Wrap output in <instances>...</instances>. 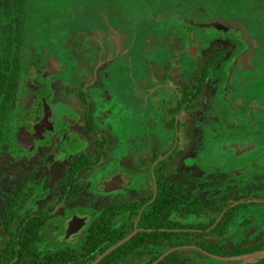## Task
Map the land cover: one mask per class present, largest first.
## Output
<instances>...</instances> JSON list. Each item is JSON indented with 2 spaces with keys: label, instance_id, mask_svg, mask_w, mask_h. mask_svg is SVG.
Segmentation results:
<instances>
[{
  "label": "flooded vegetation",
  "instance_id": "1",
  "mask_svg": "<svg viewBox=\"0 0 264 264\" xmlns=\"http://www.w3.org/2000/svg\"><path fill=\"white\" fill-rule=\"evenodd\" d=\"M183 2L193 3L195 10L210 4L217 7L208 1L177 0L158 6L154 13L148 14L152 16L147 20L136 14L137 19L127 17L129 22L122 24L126 19L120 22L117 16L99 4L94 3L97 9L93 3L90 5L91 20L86 19L89 21L86 31L90 32L93 43L104 38L110 44L111 41L117 43L112 49L117 54L127 52V60H136L138 69L144 63L138 39H143L142 44L148 42L151 49L159 47L161 52L171 53L167 63L162 62L159 66L153 63L150 68H144V73L149 75L154 69L156 77L162 79L149 82L150 86H155L153 95L159 87H170L166 80L171 76H165L166 69L177 64V57L182 54L190 60L189 68L183 70L174 84L170 83V90H165L164 107L158 104L162 111L164 109L162 117L159 120L153 117L154 120L146 125V130L153 134L160 131L161 135H158L164 138L163 141L154 135L156 139L145 149L141 142L143 138L134 135L133 157L129 150L125 155L121 154V149L129 146L120 139L118 132L104 127L106 120L113 119L110 111H101L95 100L91 103V98L86 96L94 95L92 82L96 81L97 74L100 75L96 57L91 55L92 60L85 57L80 60L73 50L63 46V40L61 42L60 36L54 33L49 35L52 39L46 46L45 39L41 40V34H38L42 29L33 19L36 14L30 12L33 4L29 0H23L17 10L0 12V264H40L46 262L50 254L61 252L71 256L68 264H83L116 233L128 228L124 236L151 231L154 228H143L139 224L140 217L155 198L157 186L160 189L163 183L169 187L173 183H182L181 193L186 196V202L189 197L197 198L202 204L210 201L208 216L221 199H232L233 202L228 200L231 201L228 206L247 204L238 211L242 216H239V221L236 217L232 226V233L243 230L246 234L239 238L238 234H232V240L227 239L225 248H243L258 241L264 242V12L261 13L264 0L252 3L248 7V15L245 12L237 14V9L232 7V17L212 14V18L204 20L184 16L173 7L168 9L170 5L177 6ZM81 9L75 11L70 8L68 12L77 13ZM167 19L177 22L173 31L171 26L167 30L166 25L161 34L157 30L153 31L155 36L141 39V32L148 30L144 28H149L151 21L155 30L156 25L162 24L161 20ZM217 19L240 24L249 45L233 27L198 26ZM112 20L119 21L121 26L115 27ZM127 27L129 30L125 29ZM206 29L210 32L206 33ZM133 40L134 43L130 44ZM105 43L101 41L95 46V53L104 54L109 48ZM59 50H63V61ZM116 53L112 55L116 56ZM124 57L120 58L125 60ZM239 57L242 60L238 61ZM207 61V72L200 75L201 67ZM132 67L136 68V64ZM216 68L220 69L221 75L212 77L211 70ZM63 70H68L66 75ZM115 71L121 74V68ZM112 95L120 107H127L121 94ZM105 96L108 97L107 94ZM148 97L143 98V102H136V96L133 98L137 109L140 110L145 102L147 106L144 113L137 114L132 120L134 126L148 116ZM155 106L157 110V104ZM185 117L190 126H186ZM222 125L227 133L218 139V145L235 151L237 159H240L235 165L241 168L235 174H223L217 182L207 175V167L195 170V176L190 178L189 166L195 165L196 159L192 158L193 155L175 158L176 155L181 151H192V148L196 152L206 144L209 147L210 135L220 132ZM191 135L197 140L195 143L183 142ZM232 135L236 138L232 139ZM128 160V165L147 164L144 174L148 178L139 181L133 174H128L130 167L124 164ZM182 163L185 169L181 172L170 167ZM241 171L246 174H240ZM228 178L229 183L226 181ZM190 179L194 180L193 184ZM135 186H138L139 193L131 197L128 193ZM210 189L211 193L200 195L202 191L210 192ZM198 218L202 223L206 221L204 215H198ZM184 221L195 222L196 217L186 214ZM209 227L203 230L207 231ZM184 230L201 231L194 228ZM29 235L35 236L32 246L28 244ZM72 237L75 240L70 242ZM211 240L215 238L211 237ZM192 245L213 259L209 261L206 258V264L238 263L231 258L236 255L213 254L220 257L214 258L203 248ZM125 249L120 250L118 256L113 254L105 259L110 250L98 261L102 260L103 264H138L148 259L147 256L142 259L134 248L132 251L128 247ZM19 251L22 252L20 259L17 258ZM201 259L198 258L199 261ZM252 259H259L256 264H264V256L251 258L246 264Z\"/></svg>",
  "mask_w": 264,
  "mask_h": 264
},
{
  "label": "rangeland",
  "instance_id": "2",
  "mask_svg": "<svg viewBox=\"0 0 264 264\" xmlns=\"http://www.w3.org/2000/svg\"><path fill=\"white\" fill-rule=\"evenodd\" d=\"M30 3H32L33 5L31 6L32 8L30 9V12H35L36 17H33V19H35L38 23V28L41 27V31H39L38 34H41V40H44V44L47 46V44H49V40L52 39L51 36L53 33L57 34L58 36H60V41L62 42L63 40V46L67 49V47L69 48V50H73L75 56H77L80 60L83 59L84 57L87 58V60L89 61L90 59L92 60L93 57H90L91 55L96 57L97 61H96V66L98 68V72H100V75L97 74L96 76V81L92 82L93 85V90L94 95H86L87 98H91V103L93 102V99L95 100L96 104L98 105L99 109L103 112H107L110 111V115H112L111 120H106L104 127L106 129H110L111 132L117 133L120 137V139L122 141H124L125 145L129 146L126 147V149L123 148V150L121 149V154L125 155L126 152H131V155L133 157L135 151H134V147H133V140L135 137H133L134 135H137L139 138H143L142 142V147H144L145 149L148 148L151 143L154 142V140L156 139L154 135L157 136V139L159 141H163L164 138H162L161 132L159 131L158 133L156 132L155 134H153L151 131L146 130V125H148L151 121H153V117H157V120H159L160 117H162L161 115L162 109L159 107V105L163 106L162 104L164 102V100H166V95H167V91L165 90H170L169 88L171 87V84H174V82L177 81L178 76L183 73V70H186L188 67V64L190 62V60L185 56V55H180L179 57H177L176 60V65L175 66H169L166 69V75H170L171 78L168 81V85L170 86L169 88L165 89L162 87H159L156 91V93L153 95L152 93L155 91V86H150L151 83L149 82H153V81H161L162 79L159 78V76L156 77L157 75V71L154 72L151 71L150 75L146 72L144 73V68L148 67L150 68L151 65H153V63H155V65L159 66L160 63L164 62L167 63V60L169 61V59H171V53H165V52H161L159 47L158 49L155 47L153 49L150 48L149 43H146V50L144 51V58H142V62H144L141 66V69H138L137 67V62L136 60H127L128 59V55L127 52L122 51L119 52L118 54L116 53V51H114V49H112V47L117 46L118 44H114L113 41H111V44L107 41V38H104L103 40H98L97 42H92L91 38H90V32H87V25L86 23V19L90 18V7L92 6H88V0H29ZM94 1V0H93ZM100 1V0H99ZM98 0H95V2L99 5H101V2H99ZM113 4L112 6H117L119 8L120 14L121 11H123V13L128 15V18H134L137 19L136 16V11L133 7V5H135L136 2H139L140 4L144 5L147 4L148 2H151L152 4L154 3L153 0H110ZM198 2H203L205 0H197ZM257 0H214V4H217V7H213L212 4H210L209 7H202L201 10H195V6L193 3L191 2H183V3H177L178 5L174 6L170 5V8L173 7L174 10L179 11L180 14L184 15V16H191L194 17L196 20H204L206 18H212V14H218L221 15L220 17H224L227 18L228 16L232 17V7L236 8V13L238 14V12H245V15H248L249 13V8L251 6L252 3L256 2ZM170 2V1H169ZM164 3H168V0H166ZM187 7H186V6ZM35 6L36 9H38L39 11H37L35 8H33ZM152 5H149V7ZM156 6V5H155ZM82 7V9L77 12V13H73L72 11L68 12V9L70 10V8L74 9L75 11H77L76 9H80ZM154 6H152L153 8ZM257 9V8H254ZM74 11V12H75ZM100 12V11H99ZM258 12V10H257ZM264 12V8L262 9V12ZM241 15V13H239ZM86 15H89L86 17ZM256 16V13L254 14ZM71 18V19H69ZM94 20H99V19H95V17H93ZM246 19H248L246 17ZM91 20V18H90ZM117 21V20H116ZM165 20H161L162 24H158L156 25V28L154 30V28H152V21L150 22V24L148 25V27H145L144 29H148L147 31H145L144 33L141 32V39L148 37V36H155L154 33L158 30L159 34H161V30L164 31L166 30L165 27L167 25V30H168V26L172 27V31L174 29V27L177 24L176 21H173L172 19H167L165 21V23L163 22ZM91 22V21H90ZM113 25H115V27L117 26H121L118 23H116L114 20H112ZM123 24V23H122ZM72 25H74L75 27H73ZM130 26V25H129ZM90 27V26H89ZM131 27V26H130ZM126 30H129V27L125 28ZM153 31H155L153 33ZM206 33H209L210 30L206 29L205 30ZM169 33H171V29L169 30ZM47 38H48V42H47ZM143 40V39H142ZM140 39H138V46H144V44L141 43ZM102 43L104 41H106L105 45H108V49L106 50V52L103 53H95V49H93L95 46H98L99 43ZM149 41V40H147ZM134 43V40L131 41L130 44ZM44 45V46H45ZM115 45V46H114ZM145 48V47H144ZM62 51L60 52L59 50V54H60V58L63 61V54ZM150 51V52H149ZM116 53L115 55H112ZM97 55V56H96ZM124 57V59L126 60H122L120 57ZM110 57V58H109ZM111 59V61L109 62V60ZM176 59V57H175ZM134 63L136 64V68L132 67V64L134 65ZM71 64V61H70ZM68 62V66L70 65ZM131 66V67H130ZM121 68V74L119 75L118 73H116L115 69H119ZM143 68V69H142ZM189 68V67H188ZM141 70H143L141 72ZM219 68L213 69L211 70V76L212 77H219L221 75V72H219ZM68 70H63L62 73L63 74H67ZM63 74L61 75V78H63ZM155 74V75H154ZM102 75V76H101ZM103 75H107V77H103ZM182 75V74H181ZM139 76H142L139 79ZM148 76V77H146ZM210 76V77H211ZM143 77H146L143 79ZM211 77V78H212ZM165 80V79H164ZM166 84V83H165ZM119 85V86H118ZM122 85V86H121ZM118 86V90L116 91V88ZM97 88V89H95ZM162 88V90H161ZM108 95L105 96V95ZM112 94H121L122 98L124 99L125 103L127 102V107H125L123 109V107L119 106V102L115 101L116 99L113 97ZM130 94V95H129ZM152 94V96H151ZM136 96L137 101L136 102H143V98H146L147 96H149L147 99H149L150 101V107L148 109V116H146L145 121L141 122L139 121V125L134 126L133 124V119L135 118V116L137 114H142L145 112V110H147V106L145 104L143 105V107L139 110L136 108V106H134V100L133 98ZM159 100V101H158ZM157 104V110L155 109V105ZM159 104V105H158ZM166 104V103H165ZM116 106V107H115ZM119 106V107H118ZM168 106V105H167ZM118 107V108H117ZM117 108V109H116ZM146 108V109H145ZM123 109V110H121ZM121 112V114L118 116L117 114H119ZM168 117V116H166ZM186 118V117H185ZM189 118V117H188ZM166 119V118H165ZM186 126H190V122H187V118H186ZM130 126V127H129ZM134 126V127H133ZM159 126V124L157 125ZM159 128V127H158ZM161 129V128H160ZM146 130V132H145ZM220 132L214 133L212 135H210L209 140H211V145L208 147V144H206V146L202 147L201 150L196 149L197 151L195 152V150L192 148V151H187L186 153H182L181 154H177L175 158H179L181 156L184 155H189L192 156V158L196 159V164L195 165H191L189 166V175L191 176L190 178H193V176H195V173H193L195 170L200 171L201 169H204L207 167V172L210 177L215 178V182H217L219 180V177H222L223 174H225L226 176L231 175L232 173L235 174V172H237L239 165H235L237 163L238 160L236 155H235V151L231 150L229 151L228 149H225L222 147V145H218V139L220 137H222L223 135H225L227 132L225 130V126H221V128H219ZM160 134V135H158ZM216 135V136H215ZM163 136L165 137V134H163ZM230 138V137H228ZM235 135H232V139H235ZM209 140L207 141V143H209ZM136 141V139H135ZM180 137H179V141L178 143H180ZM197 140L195 139L194 135H191L189 138H185L183 140V142L185 143H195ZM131 144V146H130ZM123 157H121L122 159ZM112 161V160H110ZM131 161H133V159H131ZM3 164L6 163L5 160L2 161ZM128 162H125L124 164L128 165ZM193 163V162H192ZM240 163V162H239ZM123 164V165H124ZM244 164V163H242ZM197 165V166H196ZM130 168L128 170V174H133V176L135 177V179H139L140 180H144L145 177L148 178V176H145L144 171L146 169L147 164L144 165H137V166H133V165H128ZM170 167L173 169V171H178L181 172V169H185V164H179V165H170ZM199 167V168H198ZM242 167H244V165H242ZM198 168V169H197ZM240 174H246L245 171H241ZM223 181V180H222ZM220 181V182H222ZM227 183H229V178L226 180ZM191 184L194 183L193 179H190ZM141 183L138 182V185H140ZM138 186H135L132 188V190L130 189L128 195H130L132 197V195H136L138 194ZM222 189V188H221ZM225 189V188H224ZM196 190V188H195ZM212 189H210V192H203L200 193V195H207L208 193H211ZM206 191V190H204ZM221 192V190H219ZM226 191V189H225ZM137 192V193H136ZM136 193V194H135ZM127 195V193H125ZM229 197L231 198V194H228ZM220 198V196H219ZM239 198V197H238ZM232 200V199H230ZM240 220V217H237V221ZM253 222H256L253 221ZM233 223H235V221L232 222V220L230 221L229 224V229L227 232V237L228 239L232 240V234H238V237H242L245 233V231L241 230V231H236L235 233H232V226ZM255 224V223H253ZM75 240V237H72V239H70V242H73ZM69 243V242H68ZM186 248L188 249H194L196 251H199V254L197 255L196 253H193L194 255H197L199 258H202L201 261L198 260V258L196 257V259H194V264H199V262H201L200 264H203V261L208 258L209 261L213 260L211 258H209L208 256L206 257L205 253L203 251H201L200 248H193V245L190 244L188 246H186ZM255 251V250H254ZM207 254H212V253H208ZM213 255V254H212ZM195 257V256H193ZM192 258V257H191ZM259 259H252L250 260V262H248L249 264H256V261ZM197 261V262H195ZM206 262V260H205ZM209 264V263H208Z\"/></svg>",
  "mask_w": 264,
  "mask_h": 264
},
{
  "label": "trees",
  "instance_id": "3",
  "mask_svg": "<svg viewBox=\"0 0 264 264\" xmlns=\"http://www.w3.org/2000/svg\"><path fill=\"white\" fill-rule=\"evenodd\" d=\"M165 1L166 0H153V4L151 2H148L144 5L140 4L139 2H136L133 7L136 11L137 16L140 15L142 19L147 20L152 16H148V14L154 13L158 9V6L164 4ZM169 1L173 2L177 0H168V2ZM205 1H208L209 3L214 2V0ZM22 2L23 0H0V12L4 11L5 13H9L11 9L17 10ZM99 2H101V5H99V7H103L114 17L117 16L120 22H122L123 19L126 20H124L122 23L129 22V20L127 21L128 15L123 13V11H121L120 14V12H118L119 8L115 5L112 6L113 3L110 0H100ZM91 3L94 4L96 2L95 0H88V6H90ZM149 5H152L154 7H149ZM95 8L97 9L98 7ZM6 16L7 15H4L3 17ZM140 48L143 54L145 53L144 49H146L147 46L146 44H144V46H140ZM208 64L209 61L205 62V64L201 67L202 69L200 70V75H204L207 72L206 69ZM159 187L157 186L158 190L156 192L155 198L142 212L139 223L143 228L154 229L151 231H141L137 234L132 235L124 243L119 245L115 250L109 252L105 256V259L111 258L113 254H117L118 256L119 251L122 249L127 250L125 249L127 247L130 248L128 249L130 251H132V248H134L135 253L138 254L142 259L144 256L148 257L147 260L145 259L144 262H139L138 264H149L151 261L156 259L159 255L164 253L169 248L181 246L184 244H194L203 248L206 252L224 256L237 255L253 250L264 249V242L261 241H258L253 245H249L248 247L243 248H225L226 242L228 241L227 232L229 229L230 221L232 220L233 222L236 220V217L242 216V213H238V211L241 210L242 206H245L247 204L237 203L232 206H228V204L231 203V201H228L230 199H228L227 201L221 199V202L215 204L212 214L208 216L207 205L210 204V201H204L202 204V202L199 201L197 198L190 199L189 197L188 201L186 202V196L182 195L181 193L182 183H173L171 186L172 188L169 186H165V184L163 183L161 185L162 188L159 189ZM224 207H226V209L222 213L218 222L213 227L209 228L207 231L203 230L209 227V225L213 222L215 217L218 215L219 212H221ZM186 214L193 215L194 217H196V221H184ZM198 215H204L206 221L202 223L199 220ZM186 228L200 229L201 231L198 232L194 230H184ZM129 229L130 228H128L122 233H116L115 235H113L109 243L105 244L99 250H96L91 255V257L83 264H89L91 260L95 259L96 254L100 253L105 247H107L111 243L120 240ZM211 237H214L215 240H211ZM34 238V235H29V245L32 246ZM193 253H196L198 255L199 251L188 248H178L169 252L167 255L156 261L154 264H194V259H196V257H199L197 255H194ZM21 257L22 252L19 251L17 258L20 259ZM46 260V262L44 261L40 264H68V262L71 261V256L66 255L63 252L57 254L53 253L50 254V256H47ZM206 263L207 262L203 264ZM96 264H103V261L100 260L96 262Z\"/></svg>",
  "mask_w": 264,
  "mask_h": 264
},
{
  "label": "water",
  "instance_id": "4",
  "mask_svg": "<svg viewBox=\"0 0 264 264\" xmlns=\"http://www.w3.org/2000/svg\"><path fill=\"white\" fill-rule=\"evenodd\" d=\"M199 27L205 26V27H215V28H220V27H224V28H229V27H233L234 29L238 30V32L241 34L242 39L249 45V40H247L245 34H244V30L243 27L238 24V23H232V22H227L224 20H220L217 19L215 22H211L208 24H198ZM242 55H245V52L242 53ZM241 58L239 57L238 61ZM53 60L56 61L55 58H53ZM242 60V59H241ZM65 69V68H63ZM50 71H47V73H49ZM223 213V210L218 214V216L216 217V219L214 220V222L210 225L209 228L213 227L217 221L219 220V218L221 217ZM132 235V233L124 236L123 238H121L120 240H118L116 243H114L112 246H110L109 248H107L104 252H102L100 255H98L90 264H95L104 254H106L107 252H109L110 250H112L113 248H115L116 246L120 245L121 243H123L124 241H126L130 236ZM180 248V246H175L173 248H170L168 250H166L164 253H162L161 255H159L154 261H152L149 264H154L156 261H158L159 259H161L162 257H164L165 255H167L169 252L176 250ZM210 256H213L214 258H220L214 255L209 254ZM264 256V249L261 250H255L252 252H247L244 254H240V255H236L231 257L232 259H235L238 261L237 264H246V262L251 259V258H255V257H262Z\"/></svg>",
  "mask_w": 264,
  "mask_h": 264
}]
</instances>
